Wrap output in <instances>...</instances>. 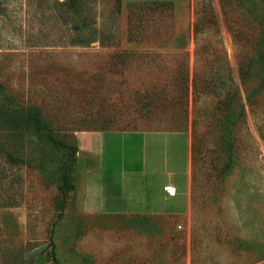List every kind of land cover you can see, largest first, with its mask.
Masks as SVG:
<instances>
[{
  "label": "rangeland",
  "instance_id": "obj_1",
  "mask_svg": "<svg viewBox=\"0 0 264 264\" xmlns=\"http://www.w3.org/2000/svg\"><path fill=\"white\" fill-rule=\"evenodd\" d=\"M56 1L0 0V112L13 124L0 118V264H52V250L59 264H264V0ZM238 99L225 152L223 101ZM29 107L76 145L80 131L189 132L188 209L80 211L76 190L62 193L70 152L46 144ZM127 136L114 158L146 168L149 146ZM117 163L114 196L132 208ZM69 173L76 185L77 153ZM174 200L161 209H185Z\"/></svg>",
  "mask_w": 264,
  "mask_h": 264
},
{
  "label": "crops",
  "instance_id": "obj_2",
  "mask_svg": "<svg viewBox=\"0 0 264 264\" xmlns=\"http://www.w3.org/2000/svg\"><path fill=\"white\" fill-rule=\"evenodd\" d=\"M178 135H184V140L180 142L177 138ZM126 136L131 139L137 137L139 139L138 144L144 149L149 146L146 168L129 169L133 161L129 152L125 155L123 151H120L121 158H114V153L119 147L127 149L125 146ZM128 146L131 147L132 142ZM165 150L168 154L163 156L161 163L160 153H164ZM190 158L191 136L187 131H80L77 133L78 176L76 194L78 209L85 213L95 214H180L189 207ZM119 160H121L122 166L124 165L129 170L127 173L124 169V176L127 177L128 181L127 183L124 182L123 185L125 189H128L131 196L133 195L131 197L132 208L142 201L139 210L132 209L127 205L125 198L117 199L114 196L116 187L111 181L109 170L114 165L116 166ZM159 166L163 168L161 172L158 170ZM176 175L184 176V189H179L175 185L173 179ZM160 177L164 178L160 179ZM126 185L130 186L126 187ZM167 185L174 186L175 195H167L164 191V186ZM178 196L185 197V209L182 211L177 208L161 209L162 202H174Z\"/></svg>",
  "mask_w": 264,
  "mask_h": 264
},
{
  "label": "trees",
  "instance_id": "obj_3",
  "mask_svg": "<svg viewBox=\"0 0 264 264\" xmlns=\"http://www.w3.org/2000/svg\"><path fill=\"white\" fill-rule=\"evenodd\" d=\"M72 1L73 0H64L62 2L56 1L55 3L58 4L61 8L63 9H71L72 8ZM205 0H203V4L206 5V7L210 8V3L207 0V2H204ZM259 77L261 79V82L264 83V72H260L259 71ZM150 101L149 102H154V93L152 92L150 94ZM153 95V96H152ZM247 99H250V96H247ZM224 105H225V114H223L220 118L219 121L222 124V126L224 127V132L223 135L221 136L222 142H223V146L222 149L225 152H230L231 151V143L229 142L230 139V131L232 128V124L235 122V120L239 117H241V115L243 114V110L241 108V104H240V100L238 99V102L235 103V101L232 103L231 101H223ZM231 102V103H230ZM230 103V104H229ZM239 107L237 109V107ZM3 111V108L1 109ZM8 110V109H5ZM26 112V119L29 120L32 125L34 126V128L38 131H40L45 138V142L46 144L58 148V149H66L69 150L70 152V163L67 166V169L63 172V186H62V193L65 195L67 194V192L70 191H75L76 190V185L74 183L71 182L70 180V173L69 170H72L74 168V163H75V159H76V153H77V145H76V141H73L72 137H68L69 139H67L66 137H59L52 129L50 123L48 122L47 119L44 118V116L42 115V113L40 112V110L38 108L35 107H29L25 110ZM0 118H4L5 115H3L0 112ZM5 123L7 126L12 127V119H5L4 121H2V123ZM158 131H179V129H177L175 126L171 127L170 129L166 130H158ZM225 144L227 146H225ZM230 160V158H229ZM230 162L227 161L225 164L226 168H230ZM62 211V210H61ZM50 242H52L51 237H50ZM53 246V244H52ZM52 264H59L58 260L52 250Z\"/></svg>",
  "mask_w": 264,
  "mask_h": 264
},
{
  "label": "built area",
  "instance_id": "obj_4",
  "mask_svg": "<svg viewBox=\"0 0 264 264\" xmlns=\"http://www.w3.org/2000/svg\"><path fill=\"white\" fill-rule=\"evenodd\" d=\"M164 191L170 196H173L176 193V189L171 185L164 186Z\"/></svg>",
  "mask_w": 264,
  "mask_h": 264
},
{
  "label": "water",
  "instance_id": "obj_5",
  "mask_svg": "<svg viewBox=\"0 0 264 264\" xmlns=\"http://www.w3.org/2000/svg\"><path fill=\"white\" fill-rule=\"evenodd\" d=\"M77 24H81V20H78Z\"/></svg>",
  "mask_w": 264,
  "mask_h": 264
}]
</instances>
